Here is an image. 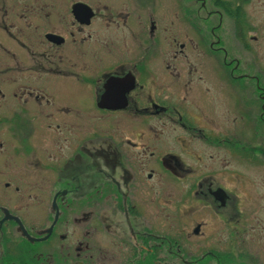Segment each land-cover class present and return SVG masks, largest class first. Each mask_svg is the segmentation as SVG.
Instances as JSON below:
<instances>
[{
	"label": "flooded vegetation",
	"instance_id": "1",
	"mask_svg": "<svg viewBox=\"0 0 264 264\" xmlns=\"http://www.w3.org/2000/svg\"><path fill=\"white\" fill-rule=\"evenodd\" d=\"M252 3L0 0V264H264Z\"/></svg>",
	"mask_w": 264,
	"mask_h": 264
},
{
	"label": "rangeland",
	"instance_id": "2",
	"mask_svg": "<svg viewBox=\"0 0 264 264\" xmlns=\"http://www.w3.org/2000/svg\"><path fill=\"white\" fill-rule=\"evenodd\" d=\"M253 22L258 29V35L252 41L254 47V62L256 65L264 67V7L260 6L256 0H253ZM165 11L160 13V17L165 16ZM175 37L180 41H186V38L181 30L177 28L174 30Z\"/></svg>",
	"mask_w": 264,
	"mask_h": 264
}]
</instances>
